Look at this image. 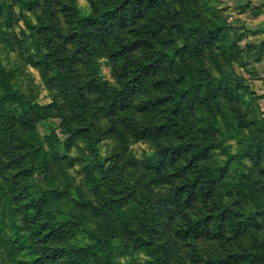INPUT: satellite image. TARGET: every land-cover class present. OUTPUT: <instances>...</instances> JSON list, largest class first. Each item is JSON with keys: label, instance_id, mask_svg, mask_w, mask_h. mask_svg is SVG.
<instances>
[{"label": "trees", "instance_id": "16d2710c", "mask_svg": "<svg viewBox=\"0 0 264 264\" xmlns=\"http://www.w3.org/2000/svg\"><path fill=\"white\" fill-rule=\"evenodd\" d=\"M89 1L86 12L79 6L76 8L73 0L69 1L67 6L74 10L71 14L73 28H69V23L62 17H57L49 29H35L32 18L45 21L50 13L43 0H4L0 5L2 11L9 10V13L17 9L12 17L5 16L8 23L20 20L26 24L19 36L14 35L13 42L16 46L13 52L24 50L26 54H23L25 68L20 79L32 76L26 74L25 69L29 67L39 72L47 90L63 101L65 118L73 119L71 123L76 122L75 117L86 121L88 116L81 99L94 84V90L103 97L97 99V116L98 121L109 123L106 132L118 136L121 146L129 139L153 142L156 147L145 160L133 161L129 167L128 188L135 196L120 184L122 189L119 191L113 188L110 191L107 187L109 197L104 200L105 208L93 204L87 207L81 205L75 191H70L74 202L81 205V211L90 208L109 218L107 222L97 216L99 221L94 222L95 231L82 223L73 226H82L81 231L90 238L100 230L111 233L113 243L107 245L110 250H101L104 264L113 260L112 249L119 254V262L114 264H259L261 256L264 264V237L259 235L264 233V209L255 194L258 180L245 187L243 183L247 177L257 175L264 185V138L252 144L244 157H239L242 163L236 164L241 166L239 171L244 174L234 176L237 169H230L228 161L218 167L207 165L209 148L193 134L188 112L194 115L196 110L194 96L202 108L208 104L213 107L222 103L220 92L227 93L230 89L221 80L211 90L207 85L210 83L203 77V68L189 72L181 66L178 54L181 49L169 40L170 31L161 30V24L166 20L160 11L169 0ZM60 4L66 6L65 1ZM181 31L184 51L202 63L206 52L213 50L216 33L208 31L194 35L189 18L181 24ZM67 33L70 34L65 35ZM84 69L88 70L85 76L89 79L81 82L80 72ZM103 69L108 71V76ZM209 75L207 73L205 77ZM188 80L194 83L188 85ZM231 80L240 88L247 85L237 76ZM20 81H16L7 66L0 67V120L5 125L16 122L20 132L36 142L35 125L51 117V106L31 102L25 90L31 85L19 84ZM183 104L186 114L180 112ZM203 112L207 126H212L206 111ZM75 128L76 125L71 128V133L63 135L85 140L86 135L81 131L72 133ZM200 132L201 140H204L206 129L203 127ZM8 135L14 149L28 143L21 141L14 131ZM29 142L26 157L30 162L24 163V159H20L23 170H29L26 165L31 164L38 174L49 180L51 171L45 150L38 141V144ZM81 172L93 185L92 168L85 167ZM225 180L227 182L222 185ZM222 187L236 191L234 196L237 198L240 194V200L224 207ZM95 188L96 194L103 198L101 187L95 185ZM55 194L52 190L50 196ZM129 195L140 206L137 211L122 206L133 203ZM45 197L42 194L36 200H30L24 205V215L22 213L28 237L37 243L39 258L44 264L94 263L99 249H91L94 243L79 246L78 240L72 239L71 227L63 229L62 225L50 221L44 211L48 204ZM246 206L251 209H244ZM154 225L160 230L156 238L145 234ZM228 227L232 230V239L238 240L234 243L242 250L245 248V256L239 252L231 253V247H227ZM78 230L76 227L75 232ZM242 238H245L244 242Z\"/></svg>", "mask_w": 264, "mask_h": 264}, {"label": "rangeland", "instance_id": "374dc122", "mask_svg": "<svg viewBox=\"0 0 264 264\" xmlns=\"http://www.w3.org/2000/svg\"><path fill=\"white\" fill-rule=\"evenodd\" d=\"M43 1L46 2L50 13L44 18L45 21L32 18L31 22L36 26L35 29H49L57 17H62L69 23V28H73L71 14L74 10L67 6L71 0ZM62 1L66 2V6L60 4ZM73 1L76 8L79 6L83 12L88 11L89 0ZM3 2L4 0H0V5ZM11 11L9 13V10L2 11L0 8V67L7 66L12 70L16 81L21 80L19 84L31 85L26 89L24 87L31 102L51 106V117L35 125L37 141L49 158L51 178L47 180L45 176L38 174L31 164L26 165L29 170H23L20 159H24V163L30 162V159L26 157V151L30 149L29 141L32 142L34 138L21 133L16 122L12 121L10 125H5L0 120V264H44L37 255V243L28 237L29 232L22 216L24 205L30 200H36L42 194H45L48 201L44 207L48 219L55 225H62L63 229L71 227V232H74L72 239L78 240L79 246L85 247L94 243L91 249L98 248L99 253L96 254V260L92 264H104L102 251L110 250L107 245L113 243L111 233L105 234L100 230L94 238H90L85 231H81L82 226L73 225L82 223L87 229L95 231L96 223L94 222L99 221L98 218L107 222L109 218L104 213L100 215V212L93 209L91 211L90 208L81 211L80 207L81 205L90 207V204H93L94 207L104 206L105 208L104 200H108L109 197L107 187L110 191H112L111 188L119 191L123 186L132 196H135L128 188L129 167L131 168L133 161L145 160L147 155L153 153L156 149L155 144L145 141L132 142L127 139L125 146H121L118 136L114 137L106 132L109 123L98 121L97 116L99 103L97 99H103V97L99 91L94 90V84L88 88L89 92L84 94L85 98L81 99L85 115L88 116L86 121L75 117L76 122L71 123L73 119L65 118V110L62 109L63 101L47 90L39 72L29 67L25 71L32 76L27 75L20 79L22 69L25 68L23 55L25 51L13 52V47H16L13 42H15L14 35L19 36L20 30L26 29V24L20 20L16 23L14 21L8 23L5 16L12 17L17 9L14 8ZM160 12L166 20L165 24H161V30L170 31L171 39L169 40L174 43V47L181 49L178 53L181 66L189 72L203 68V77L206 83H210L207 85L211 90H214L221 80L230 89L227 93L220 92L222 103L214 104L213 107H209L211 104H208L206 108H202L200 101L194 96L193 103L196 110L194 115L188 112L192 121L193 134L197 136L198 141H202L209 148L210 157L207 165L218 167L228 161L230 169H237L235 172L232 171L234 176L244 174L239 171L241 166L236 164L242 163V158L239 157H244L247 149L252 148L250 147L252 144L264 138V0H169L168 5L164 6ZM187 18L191 21L194 35L208 31L216 33L213 50L206 52L202 63L198 58L189 57L184 51L185 47H182L181 24H184ZM68 34L70 33L65 35ZM218 36L222 38L218 39ZM103 72L108 76L106 69H103ZM80 73H82L81 82L83 79H89L85 76L88 73L87 69ZM207 73L210 75L206 78ZM234 76L244 79L247 85L240 88L231 80ZM218 78L221 79L217 80ZM192 83H194L192 80H188V85ZM220 86L223 85L220 84ZM185 108L183 104L180 112L186 114ZM204 110L212 124L210 127L202 117ZM75 125L76 128L72 133L81 131L86 135L85 140L77 139V141L75 137L71 139V135L68 138L63 135L71 133V128ZM203 127L206 129V134L204 140H201L203 138L200 130H203ZM13 131L21 141L28 143L23 142L25 144L21 148L14 149V144H9L8 135ZM262 157L264 158V155ZM85 167L92 168L93 185L88 183V178H84L81 172V169ZM256 176L247 177L243 183L245 187L247 183L258 180L255 183V189H257L255 194L260 199L261 208L264 209V185L262 179ZM226 182V180L223 181L222 185ZM95 185H99L104 191L103 198L96 194ZM52 190L56 191L53 197L50 196ZM70 191L76 192L81 205L74 202ZM235 192L222 187L221 199L224 207H229L240 200L241 195L237 194L236 198ZM131 195L128 198L133 203H125L122 206L131 211H137L140 206L136 205V200L134 202ZM244 209L251 208L246 206ZM66 222L68 224H65ZM76 227L80 229L77 232H75ZM146 229L148 230V227ZM149 229L151 231L145 234L156 238L160 232L159 226L154 225ZM226 234L227 247H231V253L239 252L245 256V248L242 250L241 246L236 244L238 240L232 239L230 227L227 228ZM259 235L261 238L264 237V233ZM241 240L244 242L245 238ZM111 251L114 258L110 264L119 262L118 251L114 249ZM262 260L261 256L259 264H262Z\"/></svg>", "mask_w": 264, "mask_h": 264}]
</instances>
